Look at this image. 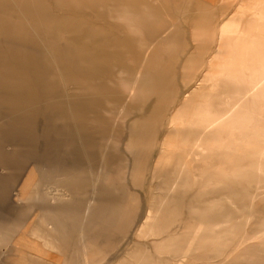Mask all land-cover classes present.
I'll return each instance as SVG.
<instances>
[{"label": "rangeland", "instance_id": "rangeland-1", "mask_svg": "<svg viewBox=\"0 0 264 264\" xmlns=\"http://www.w3.org/2000/svg\"><path fill=\"white\" fill-rule=\"evenodd\" d=\"M246 2L247 0H127L126 4L132 8L131 20L138 26V34L142 36L140 39L128 30L127 23L109 11V7L100 6V0H0V77L4 78L7 69L16 73L21 71L22 74L26 72L28 76L34 77L31 81L33 85L29 87L31 93L28 98L37 101L32 103L23 101L15 106L14 112L10 115H15L20 118L19 120H11L4 113L0 114V153L12 154L17 158L21 147L28 148L30 153L31 151L33 153L27 163L17 161V164L23 167L20 174L15 173L14 168L17 164L5 165L10 169L7 174L17 179L13 183L26 184L25 188H29V191L38 186L41 195L47 199L56 196L68 205L71 213L62 208H57L58 212H67L68 216L77 221L80 208L92 197L94 191L98 192L101 189L102 185L131 187L128 168L118 164L121 162V153L136 144L135 132L138 130V122L144 115L155 111L158 104L161 106L165 104L164 106L169 108L168 115L164 118V131L159 134V140H162L164 133L170 129L171 118L176 112L187 118L186 122L192 129L195 128L201 109L205 116L214 112H228V109L234 106V102L227 100L223 103V96L218 97L226 90V86L220 82V85L218 84V76L215 74L205 81H202V78L210 71V60L216 52L223 25L230 33L240 32L245 26L251 15L249 9L241 8ZM145 5L155 12L162 11V18L143 20ZM241 10L243 13H239ZM174 20L180 21V27L173 30L171 38L156 39L166 32ZM93 49L94 54L91 53ZM141 57L147 59L145 66L148 69L153 68L152 66L157 68L155 77L150 75L149 78L134 80V76L141 71ZM153 59H156L155 62ZM188 71L194 72H192L194 78L184 86V75ZM250 72L249 69L243 72L245 78L242 79L243 83L251 79ZM108 88L110 92H106ZM131 88L135 101L138 100L137 105L129 99ZM1 91L2 97L7 96L3 90ZM260 96L264 98V95ZM245 100L239 102L240 106H237L233 119L238 115L244 117L250 114L254 123L256 121L264 123V113L248 111ZM36 103L41 104V110L33 108L32 104ZM124 104H127L128 113L119 116L117 110ZM199 105L202 108H199ZM209 107L213 109L210 110ZM97 108L100 109L97 114L101 116L91 117L89 114L95 113ZM197 112L198 114H194ZM116 119L119 123L116 127L117 132L112 137V144L115 147L107 149L103 145L90 143V154L87 159L81 149L73 122L88 127L101 124L104 129H108L109 122ZM23 123L28 124L27 128H18L17 124ZM239 123L240 120L232 125L233 130L231 126L221 132V146L214 153L208 157L198 155L199 164L196 163V167L183 182L178 181L176 176L179 170L177 166L181 162L177 159L171 168L164 170L161 167L158 175L154 177L152 170L160 149L156 147L151 151L147 163L149 166L147 165L144 175L142 218H146L152 209V197H156V204L164 201L160 209L162 221L160 220L159 230L153 231V235L151 231H144L147 237L143 241L137 238L134 231L130 241L112 254L108 264H132L138 255L145 253L144 248L147 245L152 251H155V248L165 250L162 256L169 264H219L224 257L208 251L202 245L199 236H206L209 240L222 238L226 256L242 241L245 232L253 233L259 229L260 223L264 221V196L259 192L255 206L249 208L247 205L257 185L264 188V161L261 166L256 158L247 155L242 140L238 137L240 135H237L234 129ZM206 127L205 129L210 132L211 127L208 125ZM14 132L22 133L26 140L20 142ZM100 132L103 133L102 136H106L108 130ZM57 133L66 144H70L69 155L58 148L55 150L50 145L54 134ZM98 154H103L104 157L101 158ZM48 156L51 158L46 161ZM204 161L213 162L206 166L209 171L223 170L224 173H218L219 176L216 175L211 182L206 179L208 175H202L203 171L202 174L200 170L198 171L200 167H204ZM89 162L99 169L106 170V175H100L97 179V185L93 183L90 173L93 166L89 165ZM258 165L262 167V171H256L258 167H254ZM124 170H127L125 175ZM1 171L0 166V176ZM56 178L59 179L61 187L57 192L53 189ZM231 193L233 194L229 197L228 194ZM177 196L185 203L187 214L205 216L207 222L198 224L193 221L189 230L177 222L164 224V215L172 212V202ZM168 218L175 220V213L172 212ZM139 224L141 225V221ZM136 240L139 242L137 245ZM251 245L247 244L244 247L251 250L253 249ZM240 264L264 262L248 261Z\"/></svg>", "mask_w": 264, "mask_h": 264}, {"label": "bare ground", "instance_id": "bare-ground-1", "mask_svg": "<svg viewBox=\"0 0 264 264\" xmlns=\"http://www.w3.org/2000/svg\"><path fill=\"white\" fill-rule=\"evenodd\" d=\"M111 1L112 4L115 5V12L119 11L120 13L122 12V14L124 15V22L128 24V30L133 32V34H136L134 36H138L140 37V39H142V36L138 34V26L131 20L132 8L130 9L129 6L126 4L127 0H124V8L118 7V2L120 3L119 0ZM120 8L122 9L121 11ZM241 8H243V10L249 9L251 13L250 17L245 23V26L240 32L230 33L226 30V26L223 25L219 35L218 46H216V52H214L215 54L210 60V71L209 73L204 74L202 78V81H205L212 74L217 75L218 84L219 82L220 84L223 83V85L226 86V90L220 95H215H218V97L223 96V103L227 100H230V102H234V106L231 109H228V112H214L209 115L207 114L206 116L205 113L201 111L202 109L199 110L200 114H198V112L194 113L198 114L199 117H197L198 119L196 120L194 129H192L191 126H188L186 122L187 118H185L184 115H181L176 112L171 118L170 129L167 132L165 131L166 133H164L165 135L162 140H159V134L164 131V118L166 115H168L167 111L169 110V108L167 106H164L165 104L163 106L158 104V106L154 109L155 111H153L149 115H144L138 122V130L135 132L137 133V138L135 142L136 144L134 146L128 147L126 152L121 153V162L119 161L120 163H118L122 164L123 167L128 168V171L124 170L123 174L127 171L132 181L131 187L123 186L122 188H117L112 184L102 185L101 189L98 190V192L94 191L92 197L85 202L82 208H80L78 219L76 221L73 220L70 216H68V214H66L67 212H71L68 205H66L64 201L57 199L56 196H52V198L47 199L46 196L41 195L39 191L40 188L38 186H34V189L32 191H29V188H25L26 184L13 183L14 181H17V179L15 180L14 178H11L9 174H7L10 172V169H8V167H5V165L1 166L2 175L0 176V264H108L107 262L109 261V258L112 256V254L120 250L122 247H124V244L130 241L132 235L134 234V231L136 233L137 238L142 241L147 237L144 231H151V235H153V231L159 230L158 228L160 226V220L162 221L160 209L163 206L164 201H161L159 204H156V197H152V209L151 211L149 210L150 213H148L146 218H142L144 212L142 203V191L144 190V175L145 171L147 170V163L150 158V153L156 147H159L158 149H160V152L157 159L155 160L152 170V174L154 175V177L158 175L159 169L161 167L166 170L177 159V161L181 162L177 166L179 170H177L176 176L178 181L183 182L185 181V177L188 176L192 169L196 167L198 155L201 154L205 157H208L212 152L214 153V151L219 149L222 142V138L220 136L221 132L223 130H226L228 127H231L232 125H235L236 122L240 120V123L234 129H236L235 131H237V135H240L238 137L242 140L241 142L244 145V149L247 152V155L256 158L255 160L259 161L258 163H260V165L261 163H263L264 123H259L257 121L254 123V119L250 114H248L247 116L244 115V117L238 115L234 119L233 117L235 116L234 113L237 110L239 102L245 99V101H247L245 102V106L247 109H249L248 111H257V113H264V98L260 96L264 95V0H247V2L243 4ZM151 11V7H149L148 5L144 6V11L142 15L143 20L150 21L153 19L150 15ZM241 12L242 10L239 13ZM159 13L160 16L158 17V19L160 20L162 18V11H159ZM139 14L141 15V13ZM179 27L180 21H172L166 29V32L163 33L161 36H158L156 39H158L159 37L171 38V33L173 32V30ZM211 32V34H213V31ZM206 42L208 43V41ZM202 51L205 52V50ZM140 60L142 63L140 68L141 71L140 73L134 76V80L149 78L150 75H154L155 70L157 69H155L154 66H152L153 68L148 69L145 66L147 59H145L144 57H141ZM153 60L155 62L156 59ZM246 69H249L251 71V79H248L245 81V83H243V72H245ZM192 72L193 71H188L184 75V86L188 85L189 82L194 78V72ZM225 72H227V74ZM223 73H225V75H222ZM155 76L156 75H154V77ZM11 81L13 80L8 76L6 78V82L11 83ZM136 83L137 82H133V84ZM22 85L21 89H24V94H22V97H25V95L30 93L29 89L25 85ZM5 89L7 93L10 92L14 95H17V92L11 90V88ZM106 92H110V89L108 88ZM130 93L131 95L129 99H132L134 104L137 105L138 102L136 103V101L138 100L135 101L134 99L133 88H131ZM203 94L205 93L203 92ZM139 107L142 108L141 106ZM199 108L202 107L200 106ZM211 108L213 109V107ZM99 111L100 109L97 108L96 111H94L95 113L92 112L89 115L94 118L100 117L101 114H97ZM117 111L119 116L126 115L128 113L127 104H124V106L118 108ZM200 111L204 113L203 117ZM118 123V119L110 121V127L108 129H104L101 124L96 126L90 125L88 127L73 122L81 149L83 150V153L85 157H87V159H89L88 154H90V143H95L99 146L103 145L107 149L115 147L112 144V137L117 132L116 127ZM207 125L211 127L210 132L205 129L207 128ZM17 126L18 128H27L28 124H17ZM102 130H108L106 136H102L103 133L100 132ZM204 130H206L207 132L204 133ZM14 133L16 134V137L19 139L20 142L26 140L22 133ZM59 136V133L54 134V138L51 141L50 145H52L55 150L58 148L59 151H65V153L69 155L70 144H66ZM237 148H239V146H237ZM31 154L33 153L32 151L30 153V149L21 147L20 154L17 156L16 160L25 164L28 160H30L29 158ZM50 156H48V158H46L45 160H49L51 158ZM98 156L101 158L104 157L103 154H98ZM212 161H204V167H200L201 169H198V171L200 170L201 174L203 171L202 175H208L206 179L211 180V182L212 179L216 178V175H218V173H224L223 170L209 171L206 166L209 164L211 165V163H213ZM175 163L177 165V162ZM89 165H92V163L89 162ZM92 166L93 169L90 170V173L92 174L94 185H97V179L100 177V175H106V170L97 168L95 164H93ZM261 166L258 165L254 168L258 167L256 171H262ZM15 167V173L20 174L23 167H20V165L18 164L15 165ZM243 172L248 171L243 170ZM261 177L263 178V176ZM54 183L55 185L53 189L57 192L59 188H61L59 179L56 178L54 180ZM208 185L210 186V184ZM17 186H21L22 189H17ZM263 189L264 188L258 184L255 190H253L250 195L249 203L247 205L249 208H253L255 206L259 192L261 196H264V191H262ZM232 194L233 193L228 194L230 195L229 197H231ZM184 204L185 203L183 202L182 198L177 196L175 201L172 202L171 208V211L175 213V220H173L172 218H168L169 215L172 213L171 212L168 215H164V224H172L177 222L178 224H183L184 228L187 227L189 230V228L192 227L193 221L194 223L196 222L198 224H205L207 222V220L204 219L205 216L202 217L193 216V214H187L185 211ZM214 206L216 205L214 204ZM57 208H62L67 212H58ZM203 215H205V212H203ZM140 221L141 225L139 224ZM260 224L261 225L259 229L255 230L253 233L245 232L242 236V241L232 251L230 250L231 252L228 255L226 254V256L224 253L225 247L223 245L222 238L217 237L215 240H212V238L209 240L208 238H206V236L203 235L199 236V238L201 239L202 245L206 247L208 251L214 252L216 255L224 257V259L219 264H240L248 261H250L251 263L256 261L264 262V221H262ZM253 228L254 227H252V229ZM163 229L164 228H162V231ZM184 235H186L185 232ZM194 240L195 239H193V241ZM194 242H197V240ZM138 243L139 242L137 241L136 245ZM247 244H252L251 246L253 249L249 250V248L247 250L246 247H244ZM155 249V251H152V249L148 245L145 246V253L141 256L138 255L135 262L132 264H169L163 259L162 256L164 255L163 253H165V250L161 251L158 250V248ZM249 251H251V253H249Z\"/></svg>", "mask_w": 264, "mask_h": 264}, {"label": "crops", "instance_id": "crops-1", "mask_svg": "<svg viewBox=\"0 0 264 264\" xmlns=\"http://www.w3.org/2000/svg\"><path fill=\"white\" fill-rule=\"evenodd\" d=\"M120 3L118 2V7L124 8V0H119ZM185 1H190V0H185ZM104 2V3H103ZM100 6L102 7H109V11L119 20H121L122 22H124V15L122 14V12L120 13L119 11L114 10L115 5L112 4L111 0H100ZM122 3V5H121ZM187 4V3H186ZM120 8V11L122 10ZM112 9V10H111ZM120 13V14H119ZM150 15L152 16L153 19L155 20H159L158 17L160 16L159 11L155 12V11H151ZM152 19V20H153ZM32 28V27H31ZM92 54L95 53V50L93 49L91 51ZM23 71V70H22ZM4 78L0 77V86H2V88H0V114L4 113L8 119L11 120H17L18 117H16L15 115L10 113L14 112V108L16 105H18V103L23 102V101H29L30 103L32 102H37V101H32L30 100L29 94L25 95V97H22V94H24V89H21V85L24 84L28 89H29V93H31V89L29 88L31 85V78L33 79L34 77H30L26 74V72H24L22 74L21 71L19 72H12L11 70L7 69L6 73L4 74ZM10 77L13 81L10 82H6V78ZM3 83V84H2ZM22 85V86H24ZM7 86V87H6ZM11 90H14L17 92V95H14L13 93H7L5 88H8ZM1 89L7 94V96L2 97V91ZM42 95V94H40ZM13 98V99H12ZM20 98V99H19ZM19 100V101H18ZM33 108L35 109H42L41 108V104L36 103V104H32ZM20 119V118H19ZM18 119V120H19ZM1 150V149H0ZM17 164V160L16 157L12 154H1L0 153V166H4V165H15Z\"/></svg>", "mask_w": 264, "mask_h": 264}]
</instances>
